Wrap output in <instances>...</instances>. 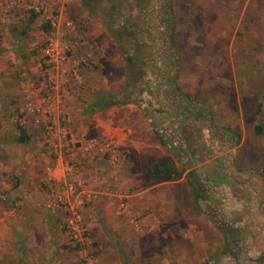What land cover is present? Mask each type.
Instances as JSON below:
<instances>
[{
  "label": "rangeland",
  "instance_id": "rangeland-1",
  "mask_svg": "<svg viewBox=\"0 0 264 264\" xmlns=\"http://www.w3.org/2000/svg\"><path fill=\"white\" fill-rule=\"evenodd\" d=\"M44 5L58 16L54 33L67 47L66 58L47 66L40 53L35 78L26 82L19 74L13 80L20 99L0 80V264H264L263 142L253 132L256 124L264 128V0H90L96 11L80 26ZM16 8L30 12L0 0V40ZM36 17L42 34L33 54L49 28L44 17ZM61 26L73 27L70 42ZM96 57L99 61H92ZM85 73L99 77L94 80L99 93L105 89L128 101L121 107L138 111L147 129L151 125L164 140L159 145L151 134L158 148L146 147L155 159L143 175L163 183L156 197L171 199L168 240L138 242L133 233L121 232L122 238L107 245L108 239L88 236L83 210L99 193L88 191V182L97 185L103 175L116 179L117 160L111 143L100 140L103 152L81 154L58 139L67 126L91 137L62 109L73 93L80 103L89 100ZM46 105L53 107L44 122L53 123L55 149L44 135L43 117L31 110ZM17 126L29 134L24 143L15 141ZM37 145L46 146L47 153L35 154ZM99 158L109 160L104 169L92 165ZM166 159L179 173L162 171ZM187 172L195 174L194 189ZM64 181L77 186L72 200L78 201L81 233H70L66 214L46 206L50 191ZM121 190H115L116 208L129 224L132 190Z\"/></svg>",
  "mask_w": 264,
  "mask_h": 264
},
{
  "label": "crops",
  "instance_id": "crops-1",
  "mask_svg": "<svg viewBox=\"0 0 264 264\" xmlns=\"http://www.w3.org/2000/svg\"><path fill=\"white\" fill-rule=\"evenodd\" d=\"M41 1L51 7H55L58 10L59 17L63 21L73 22L74 26H80V23L82 25L86 24L87 21L91 20L88 15L91 16L96 11V7L90 6V0ZM18 9L21 10L22 8H16L11 15H8L7 20L12 23L2 28L4 36L0 40V80L9 86V91H6L8 94L18 95L20 99L21 92L18 91L13 80L16 81L19 74H24L27 79L26 82L31 79L30 77L35 78V58L40 54V50H36V53H34L36 55H34L32 47L40 42L39 34L42 27L37 24L38 18L36 14L26 13L23 10L18 12ZM92 20L94 21V19ZM61 28L65 41L70 42V38H72L70 31L73 27L65 28L61 26ZM15 29L18 35L9 37L8 32ZM77 29L76 32H79ZM110 40L114 43L117 42L112 37ZM99 59L100 57H96L92 61L96 62ZM93 78L92 73L83 75V79L86 81L84 88L87 93L89 92L90 97L86 103H80L75 93H73L67 97V101L63 102L62 105V109L70 114L69 122L73 126L82 127L87 132H90L89 136L98 140V152H103L100 150L104 147V145H99L100 140L104 143H111L116 147L115 152H117H114L113 155L117 160L116 179L110 180L103 175L97 185L88 182V191L94 192L95 188H97L99 192L96 199L83 210L82 216L88 229V236L93 240L99 237L104 242H107L105 239H108L109 243L107 245H110V239L113 237L122 238L121 232L122 234L133 233L137 237L138 242L143 237L153 240L157 238L162 241L168 240L170 238L168 228L171 219L167 207L170 206L171 199L156 197L154 192L163 183L157 184L153 182V179L147 180L143 175L147 173L150 167L149 164L155 159L154 157H149L148 153L145 152L146 147L158 148V145H155L150 137L152 134L156 139L152 131L154 127L148 125L147 129L146 120L138 111L131 107L122 108L121 106L123 105L121 104H113L104 108L91 107V102L95 97L108 92L103 89L99 93L100 84H94V80L99 79V77L97 79ZM171 92L169 90L168 94H171ZM26 134L29 137V134ZM156 141L158 142L157 139ZM158 144L162 145L159 142ZM46 148V146L39 145L34 150V153L43 155L47 153ZM107 163L109 164L108 159L106 161V159L99 158L92 165H103V168L104 165H108ZM38 168L39 166L36 167V169ZM91 175L92 173L88 170L84 174L89 181ZM117 179L119 181H116ZM123 187L132 190V193L127 196L130 202V215L133 217V222L129 224L124 222L126 219L120 215L116 208L118 195L115 190L118 189L120 192Z\"/></svg>",
  "mask_w": 264,
  "mask_h": 264
},
{
  "label": "built area",
  "instance_id": "built-area-1",
  "mask_svg": "<svg viewBox=\"0 0 264 264\" xmlns=\"http://www.w3.org/2000/svg\"><path fill=\"white\" fill-rule=\"evenodd\" d=\"M6 3L8 8H12L13 5H21L24 8H27L30 12L44 17L46 23L48 24V33L46 35L44 43L40 47V53L42 55L43 61L47 66H53L55 63H60L66 58L67 47L63 40L56 36L54 30L57 27L58 16L55 11L48 9L44 4L40 3L39 0H3ZM68 25V23H65ZM72 77L78 79L74 71H72ZM38 116L43 117L44 123V135L49 137L51 142L55 134V129L53 123L44 122L50 111L53 110L52 106L46 105L44 107L34 106L31 108ZM59 141L65 146L72 145L71 148L79 151L81 154L94 152L97 149L96 141L89 137L87 138L84 132H76L70 129L68 126L65 127V130L59 135H57ZM55 145L52 142V146L55 149ZM106 146V145H105ZM98 151V149H97ZM63 166L69 170L70 165L66 161ZM51 178H54L53 175L48 174ZM49 176L47 178H49ZM76 184L70 181H64L57 188H54L50 191V201L46 203L47 207L52 209H59L66 214L65 221L66 227L70 233H81V228L78 226L79 215L75 210V206L78 204V201L72 200L74 194L76 193ZM76 204V205H75Z\"/></svg>",
  "mask_w": 264,
  "mask_h": 264
},
{
  "label": "trees",
  "instance_id": "trees-1",
  "mask_svg": "<svg viewBox=\"0 0 264 264\" xmlns=\"http://www.w3.org/2000/svg\"><path fill=\"white\" fill-rule=\"evenodd\" d=\"M162 15H163L162 18H163V20H164L165 23L170 21V17L168 15V10L163 11ZM113 31H115V30H113ZM114 35H115V37L117 39L119 38L118 33H114ZM126 61H127V63H130L131 62V58H129V57L126 58ZM127 102L128 101H122L120 99H117L113 95L106 93L104 95L95 97L93 99V101L91 102V107H93V108H104V107H108V106L113 105V104H123V103H127ZM17 128H18V135L15 138V141L20 142V143L26 142L29 137L25 133L23 127L17 126ZM152 131H153L154 136L158 140V142L160 144H164V140L160 137V135L157 132V130L153 128ZM253 132L255 134H258V135H261L262 136L263 146H262L261 153H262V157L264 159V128H263V126L261 124H256V125L253 126ZM159 169L160 168H157V170H159ZM162 171L164 173H166V174H169V173H175V172L179 173L180 170L179 171L175 170L173 168V165L172 164L169 165L168 160L166 159L163 162V169H162ZM185 177H186L187 184L189 186H191L192 189H194L195 188V186H194V184H195V182H194V178H195L194 172H187L185 174ZM261 179H262V182L264 183V176L261 177ZM72 248H74V247H72Z\"/></svg>",
  "mask_w": 264,
  "mask_h": 264
},
{
  "label": "water",
  "instance_id": "water-1",
  "mask_svg": "<svg viewBox=\"0 0 264 264\" xmlns=\"http://www.w3.org/2000/svg\"><path fill=\"white\" fill-rule=\"evenodd\" d=\"M200 264H220L218 260H203Z\"/></svg>",
  "mask_w": 264,
  "mask_h": 264
}]
</instances>
